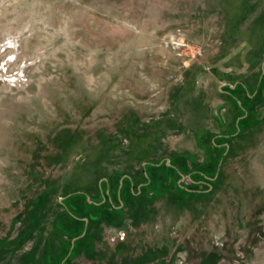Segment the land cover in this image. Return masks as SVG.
Masks as SVG:
<instances>
[{"label":"rangeland","instance_id":"374dc122","mask_svg":"<svg viewBox=\"0 0 264 264\" xmlns=\"http://www.w3.org/2000/svg\"><path fill=\"white\" fill-rule=\"evenodd\" d=\"M0 264H264V0H0Z\"/></svg>","mask_w":264,"mask_h":264},{"label":"water","instance_id":"95a60500","mask_svg":"<svg viewBox=\"0 0 264 264\" xmlns=\"http://www.w3.org/2000/svg\"><path fill=\"white\" fill-rule=\"evenodd\" d=\"M168 166H170L169 162L167 163Z\"/></svg>","mask_w":264,"mask_h":264},{"label":"snow or ice","instance_id":"6c2138e0","mask_svg":"<svg viewBox=\"0 0 264 264\" xmlns=\"http://www.w3.org/2000/svg\"><path fill=\"white\" fill-rule=\"evenodd\" d=\"M9 59H11V57Z\"/></svg>","mask_w":264,"mask_h":264}]
</instances>
